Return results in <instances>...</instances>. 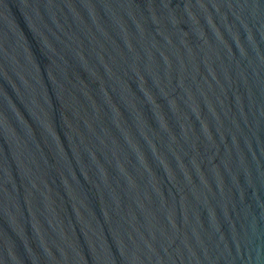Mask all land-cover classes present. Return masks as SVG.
<instances>
[{
	"label": "water",
	"instance_id": "water-1",
	"mask_svg": "<svg viewBox=\"0 0 264 264\" xmlns=\"http://www.w3.org/2000/svg\"><path fill=\"white\" fill-rule=\"evenodd\" d=\"M0 264H264V0H0Z\"/></svg>",
	"mask_w": 264,
	"mask_h": 264
}]
</instances>
